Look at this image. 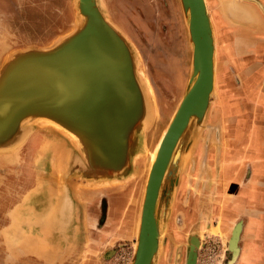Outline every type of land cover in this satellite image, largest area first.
Segmentation results:
<instances>
[{
    "label": "rangeland",
    "instance_id": "374dc122",
    "mask_svg": "<svg viewBox=\"0 0 264 264\" xmlns=\"http://www.w3.org/2000/svg\"><path fill=\"white\" fill-rule=\"evenodd\" d=\"M103 1L145 84L153 115L140 134L155 145L188 85L187 19L179 0ZM238 1L208 0L220 77L207 115L184 145L173 185L166 186L172 193L156 264H186L193 239L195 264H234L242 247L257 240L264 248V0H245L258 14ZM74 10L73 0H0V74L21 55L55 47L72 30ZM61 129L25 116L0 138V264H130L136 236L123 220L132 202L130 168L141 154L122 175L96 177L79 141ZM42 142L48 148L40 153ZM61 145L75 160L60 172L51 155ZM28 193L32 209L25 216L19 206ZM49 195L65 200L50 232L44 230Z\"/></svg>",
    "mask_w": 264,
    "mask_h": 264
},
{
    "label": "water",
    "instance_id": "95a60500",
    "mask_svg": "<svg viewBox=\"0 0 264 264\" xmlns=\"http://www.w3.org/2000/svg\"><path fill=\"white\" fill-rule=\"evenodd\" d=\"M78 2L80 5V7H78V12L83 16L82 20L78 22L65 37H62L60 42L52 49L45 52L21 55L14 64L2 73V75L0 74V93L1 90L4 89L7 81L12 78L13 72L18 67L34 63L32 69L37 68L38 66L40 67H38L39 69H43L47 66L42 63L43 61L47 63L49 60L55 59L60 54L68 51L73 41L77 38L90 36L93 41L92 46H96V48H98L97 50L101 56L105 55V51L102 48V45L105 43L102 40L100 41L96 36L99 34L100 30L98 29L100 27L101 31L108 36L110 44L115 46V50H113L115 59L113 58L110 61V65L107 66L108 69L111 68L110 72L113 73L119 69L118 67L121 64L123 76L126 75L128 78V82L122 81V83L128 86L129 109L126 110L123 107H119L117 109L118 111H114V113H116L115 117L112 115L113 119L110 118L108 121V134L102 136V139L107 141L106 143L112 145L110 148H116L118 145V150L120 149L118 155L119 157L115 158L107 151H102L101 148H104V146H101L103 145L101 142L103 141L98 138V135H94V133L91 132L92 130L87 124L80 122L76 116L60 112L49 104L50 102L43 101L41 96H38L35 93H31L29 95L31 102L26 100L24 102H20L17 106H10L5 102L4 105L2 104L3 111L9 108L10 110H15L16 114L12 127L0 129V138L2 134H5L8 130L15 129L20 119L23 117H41V119L50 121L65 128L73 137L76 138V140L79 141L82 149L86 153L85 159H87L88 166L93 175L96 177H114L115 175H120L127 170V167L125 168L127 162L130 163L129 161L131 157L133 158L136 155L135 146L138 144L140 132L146 129V126L150 125L153 112L151 116L148 114L146 118L141 111L143 107H140L139 105L142 104L141 102L144 104L146 102L150 111H152V107L150 105L148 94L145 90L146 88L144 87L145 84L136 72V61L132 49L128 41L124 38L125 36L119 31L116 25L108 20L104 15L100 0H78ZM182 3L184 7H189V30L193 43L192 76L190 68L189 78L190 76L191 78H188L186 90L176 105L172 118L168 123L166 132L160 142L156 158L149 169L150 173L149 177L147 176L148 183L144 197L140 229L139 234L136 237L134 254L130 264H149L150 262V258L157 244L158 227L163 230L164 222L166 221V213H164V210L167 211L169 208L172 188L168 191L166 186L169 185L172 187L174 182L172 180V176H174V173L178 171H173L170 176L166 178L165 183L162 185V197L157 201L159 187L171 150L178 140L182 130L188 123L189 118L192 117L190 126L188 127L182 141V156L184 145H188V143L191 142L190 139L193 131V125L196 128L202 124L210 106V97L213 94L209 95L212 87L213 45L212 37L210 35L211 28L209 16L206 11L204 0H182ZM119 60H121L122 63L119 64ZM59 84L58 80L45 79L43 81V88L47 90L51 99L57 96H67V93L66 95L62 94ZM113 84L114 83H109L108 85ZM100 88L101 85L92 87V90L90 87V90L95 94V96H98L97 99H101V97L105 95V92H102V89ZM120 96L121 95H116V98H119ZM134 98L137 102L131 105V101L133 102ZM140 122L141 125H139V129L137 130V139L135 142L130 144V135ZM66 149L68 150V148L65 147V150ZM57 150L60 149L53 148V153L51 155L52 158L53 154L59 152ZM72 157L73 154L70 151L69 153H64L62 155V161H60L61 159L59 158H54L52 160L57 162L60 161L58 167L61 172L63 169H65L64 171L70 170V162L71 160H75ZM81 167L82 164L80 165V168ZM57 200H59V209L56 214L63 210V203L65 202L64 199L62 200V197H60V199L57 198ZM189 253L190 264H195L197 259L196 250H190ZM152 264H156V262L154 263V261H152Z\"/></svg>",
    "mask_w": 264,
    "mask_h": 264
},
{
    "label": "bare ground",
    "instance_id": "6f19581e",
    "mask_svg": "<svg viewBox=\"0 0 264 264\" xmlns=\"http://www.w3.org/2000/svg\"><path fill=\"white\" fill-rule=\"evenodd\" d=\"M179 1L181 3L182 11L185 14L184 18L187 19L185 30L188 35V40H189L188 42L191 43L190 68H191V76H192L193 43H192V38H191L190 30H189V7H184L182 0H179ZM100 2L104 4L103 0H100ZM204 3H205L206 11L209 16V22H210V28H211L210 35L212 37V45H213L212 87L209 92V95H211L213 89L216 90L217 75L219 74V73L217 74L218 52H217V39H216L215 27H214L216 18H215V14H212V13L210 14L209 12L208 0H204ZM73 4L75 5L76 10H74V20L72 21V28L75 27V25L78 22H80L83 18V16L78 12V9H79L78 7H80L78 0H73ZM236 4H239V3L237 2ZM250 11L252 12L251 9ZM98 30H100L99 34H97L96 36L100 41L102 40L105 43L102 45V48L105 51V55H102V56L100 55V53L97 50L98 48H96V46L94 47L92 46L93 41L91 37L87 36L84 38L75 39L73 43L71 44V46L69 47L68 51L60 54L55 59L49 60V62H47L48 64L45 61H43L42 63L47 65L43 69L42 68L39 69L40 68L39 66H38L39 68L37 67V68L32 69V66L34 63H30L27 65H22L18 67L13 72L12 78L7 81L4 89L1 90L2 94L0 93L1 95L0 97V129H6L9 127H12L14 117L16 114L15 110H12V109L10 110L9 108L3 111L2 104L4 105V102H5V103H8V105L10 106L11 105L17 106L20 102H24L26 100L30 101L29 95L31 93H35L36 95L41 96V99L43 101L50 102L49 104H51L53 107H55V109L59 110L60 112H63L65 114L69 113L72 116H76L80 122L87 124L89 128L92 130L91 132H93L94 135H98L99 136L98 138L103 141L101 142L103 143V145L101 146H104V148H101L102 151H107L115 158L119 157L118 155H119L120 149L118 150V145L117 147L115 146L116 148H110L112 145L106 143L107 141H104L102 139V136H105L108 134V129H109V127L107 126L109 124L108 121L110 118L113 119L112 118L113 116L115 117L116 113H114V111L115 112L118 111L117 109L119 107H123L126 110L129 109L128 86L122 83V81L128 82V78L126 75L123 76V73L121 71V64H120L122 63L121 60H119L120 65L117 71L111 73L110 72L111 68L108 69L107 66L110 65L111 63L110 61L113 58L115 59L114 52H113V50H115V46H113V44H110L108 36L101 31L100 27ZM219 77H220V74H219ZM45 79L58 80L60 83L59 88H61L62 94L66 95L67 93V96H57L51 99V96L49 95L47 90L43 88V81ZM109 83H114V84L108 85ZM73 84H77V85H73ZM100 85H101L100 89H102V92H105V95L101 97V99H97L98 96H95V94L91 90H92V87L94 86L97 87ZM90 87H91V90H90ZM216 94L218 93L216 92ZM116 95H121V96L119 98H116ZM135 102L137 101L134 98L133 102L131 101V105ZM141 103L142 104L139 106L143 107V109L141 110L143 115H145L146 118L148 114H150L151 116L152 111L149 110L148 104L146 102L145 104L143 102ZM191 119L192 117L189 118L188 123L182 130L178 140L176 141V143L174 144L171 150L170 157L168 159V163L166 165V169L164 171L162 181L159 187L157 201L162 197V194H161L162 187H163L162 185L165 183L166 178L170 176V174L173 171L180 169V165L183 160V157L181 156V145L185 137V134L188 130V127L190 126ZM47 122H50V121H47ZM151 122H150V125L152 124ZM50 123L56 126V124L52 122ZM167 126L168 124L161 131L162 133L158 137L155 145H152L150 141L148 143V140L145 138V136L144 135L142 136V134H140L138 138V144L135 146V150H136L135 153H138L137 155L141 154V157L139 158L140 160L133 159L134 162L129 172V173H132V175H135V177H134V180L132 179L131 189L129 190V191H132V195H131L132 202L130 203V207H129L130 209L125 212L123 223L127 226V229L130 232L135 234L136 237L138 236L139 229H140L144 197H145L146 187L148 183L147 176L149 177V173H150L149 169L151 168L156 158L157 151L160 146V142L166 132ZM62 129L66 130L63 127ZM117 133H118V130H117ZM151 145L152 147H150ZM61 147H63V149H60L58 150L59 152H56L55 154H53L52 159L59 158L61 159L60 161H62L63 159L62 155L64 153H69L67 149L65 150V146L61 145ZM47 148H48L47 144L45 142H42L38 151L42 153ZM137 155L135 156V158L138 157ZM52 163L55 164L53 160H52ZM55 167L56 165L52 167L53 168L52 171L56 169ZM48 180L50 184L49 188L52 190L51 186L54 183V180L52 179V177L49 178ZM124 192L126 193V191ZM46 203L49 206V210L47 211L45 219H44L45 220L44 230L50 232L51 230H53L54 228H58L59 226V219L56 217L57 215L56 212L59 209L58 208L59 200L51 199L49 195V197L46 198ZM31 209H32V194L28 193L25 196L23 203L19 206V210L23 212L25 216H27L26 214ZM48 212L50 213L49 215H48ZM168 212H169V208L167 211L164 210V213H166V216H168ZM235 227H237V231L239 232V225L236 224ZM164 230L165 228H163L162 230V228L158 227L157 244H156V248L154 249L152 253L149 264H152V261H154V263L157 262V260H159L161 257L162 240H163L162 236H163ZM228 240L230 242V244L228 245H230V247L233 246L235 242V237L232 235L229 237ZM194 242L196 244L198 243L195 239H193V242H191L192 245L191 244L189 245L190 246L189 251L190 250L193 251L195 249V248L192 249ZM189 251L187 255L188 254L190 255ZM189 255L186 256V260H185L186 264H190Z\"/></svg>",
    "mask_w": 264,
    "mask_h": 264
},
{
    "label": "crops",
    "instance_id": "0c3cea01",
    "mask_svg": "<svg viewBox=\"0 0 264 264\" xmlns=\"http://www.w3.org/2000/svg\"><path fill=\"white\" fill-rule=\"evenodd\" d=\"M263 250L264 248L258 244V240L251 246H243L234 264H264Z\"/></svg>",
    "mask_w": 264,
    "mask_h": 264
},
{
    "label": "flooded vegetation",
    "instance_id": "af4514ba",
    "mask_svg": "<svg viewBox=\"0 0 264 264\" xmlns=\"http://www.w3.org/2000/svg\"><path fill=\"white\" fill-rule=\"evenodd\" d=\"M238 3H239V6H241V8H244L246 11L252 9V10H254L255 13L258 14L257 9H255L251 4L245 2V0H242V2L238 1ZM246 8H247V9H246ZM223 10L225 11L224 7H223ZM255 13H253V14H255ZM255 15H256V14H255ZM235 225H236V224H235ZM235 225H233V226H235ZM233 226H232V228H233ZM232 228H231V229H232Z\"/></svg>",
    "mask_w": 264,
    "mask_h": 264
}]
</instances>
